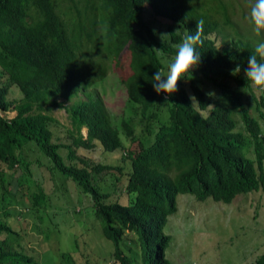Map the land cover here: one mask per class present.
<instances>
[{
  "label": "trees",
  "instance_id": "16d2710c",
  "mask_svg": "<svg viewBox=\"0 0 264 264\" xmlns=\"http://www.w3.org/2000/svg\"><path fill=\"white\" fill-rule=\"evenodd\" d=\"M229 9L224 0H0V79L5 78L0 80V166L13 172L2 185L3 216L18 213V196L29 211L50 201L32 171V165L46 168L36 163L37 154H44L53 170L92 197L118 264H171L166 258L171 237L164 230L178 212L179 195L231 204L239 195L264 190V92L259 96L244 78L255 47L250 40H264V32L243 40ZM160 19L169 25L168 42L156 30ZM200 20L202 44L196 50L202 58L195 70L220 91L219 97L211 100L191 72L178 82L176 93L157 94L155 72L166 73L183 34H195ZM228 27L234 35L226 32ZM124 53L130 73L122 81L124 92L129 112L142 115L141 137L128 117L115 126L103 98L91 87L106 79ZM237 65L241 71L232 75ZM52 107H65L71 117L77 131L71 145L54 140ZM11 112L16 113L13 118ZM120 128L136 143L135 149L124 151ZM99 144L103 152H124L130 171L93 165L78 156L79 149ZM61 150L68 152L67 162ZM19 167L22 174L16 183ZM115 172L128 177L126 190L132 200L127 206L107 202L110 195L94 184V179ZM9 204L12 211L6 210ZM5 218H0V237L5 236L0 240V264H35L14 249V244L21 249L16 242L20 234ZM126 232L137 236L140 254H124ZM255 264H264V253Z\"/></svg>",
  "mask_w": 264,
  "mask_h": 264
},
{
  "label": "rangeland",
  "instance_id": "374dc122",
  "mask_svg": "<svg viewBox=\"0 0 264 264\" xmlns=\"http://www.w3.org/2000/svg\"><path fill=\"white\" fill-rule=\"evenodd\" d=\"M224 1L230 5V15L243 35L241 38L250 40L251 37H257L249 20L251 3L254 0ZM147 9L151 10L150 6H147ZM168 26L161 24V19L156 22L159 36L168 34L163 38V41L167 42L170 40ZM226 32L234 35V29L231 27L226 28ZM217 40V45L222 47L221 37ZM256 42L257 40H250L253 46ZM124 55L121 60L113 63L114 67L104 81L94 83L91 87L103 98L115 126L119 127L120 120L128 117L134 125L135 135L141 137L145 128L141 123L142 115L140 112H129L124 92L122 81L130 74L126 69L129 64L128 54L124 53ZM123 72L124 77H122ZM191 77L202 86L211 100L219 97L220 91L205 82L195 68L191 71ZM0 80L2 82L5 78L2 77ZM186 87L190 91L189 82ZM252 87L260 96L262 92ZM210 93L215 95H209ZM14 97L15 95L11 94V98ZM81 98L87 99L83 93ZM15 115V112H11L8 116L13 118ZM50 115L55 120L51 124L54 140L64 145H71L73 138L77 137V131L65 107H52ZM119 130L126 147L124 151L135 149L136 143L130 140L121 128ZM83 135L87 136V129L83 130ZM27 153L34 154L30 151ZM67 153L60 151L66 162ZM77 154L93 165L125 166V172L130 171L129 163L122 159L124 152L121 150L114 153L103 152L99 144L91 150L81 148ZM36 159H38L37 164L46 168L41 169L37 165H32V171L36 181L42 183L50 193L51 199L44 207L29 211L27 205H21L24 198L18 196V201L21 203L16 207L18 213L14 212L10 218H5L0 209V218H5L20 234V240L16 237V242L21 244V249L17 244H14V249L24 251L34 259L35 264H118L113 259L114 244L103 233V220L96 215L92 197L84 193L72 180L67 179V176L53 170L51 160L44 154L38 153ZM12 174L13 172L8 168L0 166V197L4 192L3 183L8 182ZM21 174L19 167L15 172V181ZM101 177L102 179H94V184L101 193L110 195L107 202H118L125 206L131 202L132 196L126 190L127 176L115 172L103 174ZM117 177H120V180H117ZM36 189L34 188L32 193H35ZM177 203L178 212L169 218L164 230L165 234L171 237L170 246L166 251V257L171 264H255L264 253L263 189L259 192L239 195L231 204L215 202L211 198L199 202L190 194L179 195ZM13 209L14 207L11 206L6 210ZM4 239L5 236L0 237V240ZM121 246L126 256L140 254L137 236L131 232L125 233ZM62 255L67 256L65 260L62 259Z\"/></svg>",
  "mask_w": 264,
  "mask_h": 264
},
{
  "label": "clouds",
  "instance_id": "9594fccd",
  "mask_svg": "<svg viewBox=\"0 0 264 264\" xmlns=\"http://www.w3.org/2000/svg\"><path fill=\"white\" fill-rule=\"evenodd\" d=\"M250 23L253 25V31L256 35H261L264 32V0H254L251 3ZM204 28L203 20L197 22L195 34L185 32L182 37V42L176 45L177 52L168 65L167 73L157 70L152 80L153 88L157 94L167 93L169 96L178 91V82L182 77L191 72L195 67H198L201 62V56L196 48L202 44V33ZM181 29H177L175 33L179 34ZM168 34H162L161 38ZM159 50V49H157ZM259 57V59H258ZM248 67L245 69V79L251 82L258 91L264 92V40L256 42L253 54L247 58ZM241 71L239 65L233 70L232 75H237ZM209 95H215L210 93ZM194 103L196 98L190 97ZM167 258V257H166Z\"/></svg>",
  "mask_w": 264,
  "mask_h": 264
}]
</instances>
